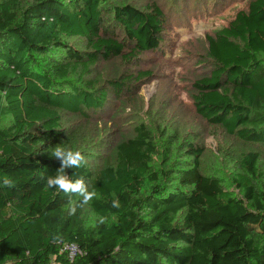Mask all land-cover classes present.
Segmentation results:
<instances>
[{"label": "trees", "instance_id": "obj_1", "mask_svg": "<svg viewBox=\"0 0 264 264\" xmlns=\"http://www.w3.org/2000/svg\"><path fill=\"white\" fill-rule=\"evenodd\" d=\"M127 1L0 0V120L10 118L0 123V264H72L65 244L85 253L74 264H264V152L254 146H264V0L207 34L209 71L193 83L202 121L248 145L226 155L230 178L203 164V133L156 135L139 121L97 172L67 170L99 194L76 215L66 209L79 197L46 186L60 166L54 147L77 149L63 115L96 112L110 91L152 74L100 72L101 61L130 65L163 40L162 8Z\"/></svg>", "mask_w": 264, "mask_h": 264}, {"label": "rangeland", "instance_id": "obj_2", "mask_svg": "<svg viewBox=\"0 0 264 264\" xmlns=\"http://www.w3.org/2000/svg\"><path fill=\"white\" fill-rule=\"evenodd\" d=\"M248 1H127L142 9L154 2L162 8L165 13L163 40L158 49L140 54L130 65H124L118 57L99 63L105 79L129 69L136 73L150 71V76L133 82L130 89H125L118 97L110 91L109 100L96 112L86 111L85 116L74 113L63 115L65 134L74 132L77 135L76 148L83 151L95 172L109 160L121 133L129 134L131 127L142 121L156 135L162 128L182 137L199 135L195 132L203 133L201 142L206 147L203 164L209 169L217 167V172L227 178L232 176L234 164L226 155L247 150L248 145L226 134L222 128L207 126L195 111L192 93L195 80L209 71L208 63H204L207 61V34H214L227 26L239 10L246 8ZM112 29L118 37H122L123 31L119 26L112 25ZM81 42L75 38L69 43L80 47ZM115 114L118 115L114 117ZM9 122L8 117L0 120L1 124ZM254 146H259L264 152L263 145Z\"/></svg>", "mask_w": 264, "mask_h": 264}, {"label": "clouds", "instance_id": "obj_3", "mask_svg": "<svg viewBox=\"0 0 264 264\" xmlns=\"http://www.w3.org/2000/svg\"><path fill=\"white\" fill-rule=\"evenodd\" d=\"M51 156L60 162V166L55 171L54 175L47 177L46 186L50 189H58L69 197L73 195L79 197L78 200L69 199L67 203V215H76L78 209L85 208V206H88L94 199L99 198V194L94 189H89V185L86 183L83 177L73 179L72 175L67 173L68 169H79L86 165L88 163L87 158L83 154L82 150L66 147L62 144L54 147ZM2 184L7 188L15 187L14 181L8 177L3 178ZM110 206L114 209H119L121 207L119 198L114 197L111 200ZM106 221L107 217L101 216L98 218V223L101 225L105 224ZM60 239L61 237L57 235L53 238V241L58 243ZM70 249L71 250L68 249V246H65L64 250L69 251L68 258L70 261H72V264H74V258L77 254H85L83 250L79 249L76 244H72ZM116 251H118V249Z\"/></svg>", "mask_w": 264, "mask_h": 264}, {"label": "built area", "instance_id": "obj_4", "mask_svg": "<svg viewBox=\"0 0 264 264\" xmlns=\"http://www.w3.org/2000/svg\"><path fill=\"white\" fill-rule=\"evenodd\" d=\"M71 245H72V244H65L64 247H63V249H65V246H68V249L71 250V249H70V246H71ZM78 248H79V247H78ZM65 251H66V250H65ZM67 252H68V254H69V251H67ZM76 256H77V255H76ZM76 256H75V257H76Z\"/></svg>", "mask_w": 264, "mask_h": 264}]
</instances>
